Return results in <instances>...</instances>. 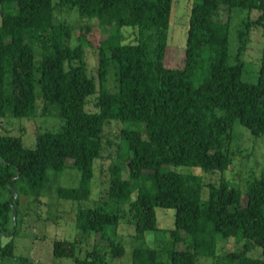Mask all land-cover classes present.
Listing matches in <instances>:
<instances>
[{"label": "trees", "instance_id": "trees-1", "mask_svg": "<svg viewBox=\"0 0 264 264\" xmlns=\"http://www.w3.org/2000/svg\"><path fill=\"white\" fill-rule=\"evenodd\" d=\"M57 4L75 7L82 18H96L101 27L114 26L117 31L98 44L97 111L88 112L86 100L96 92L84 54L91 27L72 47V25L54 21L55 0H0V118L33 116L40 99L42 115L55 109L65 120L60 131L38 134L34 147L24 146L20 137L0 135V236L14 234L20 197L37 199L49 173L69 166L77 169L78 185L58 187L57 196L88 199L103 128L114 119L125 127L109 169L110 201L129 205L137 234L158 230L157 207L175 211L174 227L165 230L172 247L163 253L136 247L131 264H196L199 257H214L219 238L229 237L247 241L242 250L227 254L233 264H264V258L247 254L251 244L264 253V169L242 195L223 179L204 183L197 174L166 168L190 166L223 173L231 164L235 120L253 135H264V41L257 81L248 82L242 78L238 57L228 63L229 21L215 19L221 5L257 10L246 30L261 26L264 36V0H193L183 66L177 69L165 65L173 0ZM124 26L137 29L136 42L121 41L118 31ZM243 34L239 33L241 40ZM110 70L116 82L113 91L106 85ZM118 221L117 213L79 205L75 227L80 233L97 234ZM13 248L11 239L0 241V264H28V258L15 255ZM76 248L75 239H57L52 254L71 258L72 264H106L125 250L111 240L79 258Z\"/></svg>", "mask_w": 264, "mask_h": 264}, {"label": "rangeland", "instance_id": "rangeland-1", "mask_svg": "<svg viewBox=\"0 0 264 264\" xmlns=\"http://www.w3.org/2000/svg\"><path fill=\"white\" fill-rule=\"evenodd\" d=\"M54 21L67 22L72 25L70 46L79 43V36L86 27L91 30L86 33L84 45L85 60L88 75L94 80L96 92L88 96L85 110L95 112L97 108L99 74V57L97 47L100 40L114 34L116 27H101L96 18H82L77 9L69 6H60L55 0ZM193 0H173L168 31L165 65L170 68H181L184 61L186 32L188 27L189 12ZM257 10L240 9L237 7L227 9L221 5L215 19L229 21L228 34V63L233 64L238 57L243 62L242 78L248 82H256L260 66V55L263 47V29L261 26L252 25L246 30V23L258 16ZM123 43H133L138 39L137 29L122 27L118 31ZM243 32L242 40L239 33ZM37 55H39L37 53ZM107 87L113 91L116 87L113 71L107 75ZM39 93V86L37 85ZM36 114L30 117L6 116L0 118V135H11L21 138L26 147H34L38 134L44 131H60L65 120L59 116L57 110H51L46 116L42 115V102L36 104ZM125 123L119 120H110L105 123L102 132V149L100 157L94 161V175L91 181V190L87 200L78 202L62 199L57 196L58 187H75L79 183V171L66 168L58 174L49 173L46 186L42 194L34 199L21 196L17 205V222L14 234L0 236V241L10 239L14 244L15 255L28 258V264H72L71 258H57L52 254L53 242L57 239H75L77 242L76 256L83 258L95 245H107L111 240L124 247V254L119 259H107L106 264H131L132 250L136 247H149L164 252L172 247V240L165 231L174 227L175 211L173 208H156L157 231H146L141 234L135 232L132 216L128 204H116L109 198V169L116 160L119 147L122 146L121 131ZM229 151L231 164L223 173L219 171L206 172L199 167L173 166L166 168L181 173H194L199 175L204 183H218L223 179L230 185L237 186L242 195L247 190L248 184L257 178L264 169V135H253L239 120H235L230 136ZM68 165L72 164L67 160ZM124 168H125V162ZM126 174V172H124ZM124 174V175H125ZM126 176V175H125ZM207 187L202 191L206 198ZM246 197L243 196L241 204L244 205ZM79 205L99 207L108 212L119 215L116 226H108L103 233H80L75 227L76 213ZM246 240L236 242L233 238H219L214 257H199L196 264H233L227 254L243 249ZM177 244V248H181ZM249 256L264 258L263 249L251 244L247 253Z\"/></svg>", "mask_w": 264, "mask_h": 264}]
</instances>
